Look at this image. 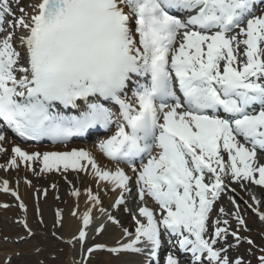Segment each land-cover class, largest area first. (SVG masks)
<instances>
[{"label":"snow or ice","instance_id":"snow-or-ice-1","mask_svg":"<svg viewBox=\"0 0 264 264\" xmlns=\"http://www.w3.org/2000/svg\"><path fill=\"white\" fill-rule=\"evenodd\" d=\"M262 5L264 0H0V142L3 128L25 141L54 143L97 126L111 131L96 148L114 168L84 148L29 152L18 145L0 165L90 173L97 185H109L105 191L118 190L112 206L125 207L134 231L123 227L113 247H85L93 208L102 205L100 193L87 188L82 227L67 241L73 248L80 244L79 264L98 250L142 256L143 264H160L162 251L163 264H183L177 253L188 256V264H251L239 247H255L254 241L212 215H230L215 205L226 190L235 193L232 182L264 186ZM2 184L8 192V181ZM12 195L27 210L18 192ZM72 195L81 192L74 187ZM130 199L140 202L134 211L127 207ZM232 203L238 226L247 231L235 198ZM100 212L120 224L105 208ZM57 217L62 227L59 212ZM259 219L264 222V212ZM24 227L34 234L27 221ZM104 228L99 224L96 234ZM259 251L257 262L264 264V247Z\"/></svg>","mask_w":264,"mask_h":264},{"label":"rangeland","instance_id":"rangeland-1","mask_svg":"<svg viewBox=\"0 0 264 264\" xmlns=\"http://www.w3.org/2000/svg\"><path fill=\"white\" fill-rule=\"evenodd\" d=\"M261 10H264V5L261 6ZM257 14H260L259 11H257ZM109 132L110 130L102 134H96L84 142L91 143L94 140L100 141ZM7 138L11 140L10 137ZM79 140H72V145L79 143ZM22 145H25L24 148L32 150H42L45 147L41 145H29L23 142ZM8 160L9 158L0 160V165H6ZM83 179L84 177L73 171H68L63 175L56 171L43 174L40 172L39 166L36 167L35 172L32 171V174L24 172V168L19 172L14 168L6 170L4 167H0V264H78L71 260V255L78 253L75 251V247L73 248L71 244L67 243V239L63 238L58 231L54 230V227L57 226V221L53 220V214L56 212L54 205L56 202L66 206L74 196L72 195L74 186L66 188L65 185L68 186L76 182L83 184ZM4 180L8 181L9 189L10 186L12 189L16 186L21 187L23 180L31 181L30 188L35 193V202L38 206L46 207L48 208L47 210L52 211L50 215L51 221L47 223L46 217H44L45 219L43 217L41 218L39 213H37L35 214L34 220L32 219V221L28 222L24 210L19 207L20 201L12 195V191H3L2 182ZM247 182V186L244 187L246 192L259 189V185L252 184L249 181ZM87 188H91V186L85 184L81 189L86 190ZM261 192L264 194V189ZM102 195H105L107 200L110 199L108 193ZM222 195H225L226 198H220L216 202L215 207L217 209L223 205L225 212L230 215L223 216L219 215L218 211H214L213 216H219L220 219H228L233 230L239 227L242 236H247L254 241L255 247L247 243H242L239 247V252L244 256L246 261L250 260L251 264H258L256 257L261 255L259 248L264 247V222L259 219V213L264 212V206L262 208L257 207L259 205L247 197L242 198L241 201L235 198L236 204L241 205L239 214L246 221V231L244 227L238 226L233 215L237 212L236 205L232 203L233 198L225 193ZM147 198L148 200L150 199V197ZM4 205H7V207H4ZM116 219L120 221L118 226L123 227L121 220L117 217ZM24 221H27L32 233H34L33 235H29L28 230L24 227ZM165 245L168 247L167 243ZM250 248L251 252L248 251ZM111 255L115 256V253H110L107 250H98L91 255L87 264H123V261L126 264L128 262L127 257L121 260H115Z\"/></svg>","mask_w":264,"mask_h":264},{"label":"bare ground","instance_id":"bare-ground-1","mask_svg":"<svg viewBox=\"0 0 264 264\" xmlns=\"http://www.w3.org/2000/svg\"><path fill=\"white\" fill-rule=\"evenodd\" d=\"M3 134L4 135L6 134V128H3ZM110 134H111V131L109 132L108 135H110ZM89 137H92V136L89 135ZM98 143H99V141L91 142V143H88V142L87 143H79L76 145L68 144V145H58V146H50V147L45 146L44 149H42V150H38V149L32 150L29 148H24L19 142L15 141V140H9V138L5 137V140L0 142V145H2L5 149H7V151L6 152H0V160H2L4 158H10L12 156V151H11L12 147L17 146V145L20 146L23 150L29 151V152H33V151H36V152L70 151L73 148H77V149L78 148H84L86 150L91 151L94 155H97L98 162L103 167L114 168V166H115L114 162H110L107 158L99 155L98 150L96 148V145ZM226 158L227 157L225 154V159ZM261 162H264V160H262ZM122 167H124V166H122ZM23 168H24V172H28V173L32 174V170L25 167L23 164H21V166L18 169L17 168H14V169L21 172V170ZM125 169H126V171L128 170L126 167H125ZM69 171H72V170H69ZM73 172H75V171H73ZM42 173L47 174L48 172H42ZM75 173L77 174L78 172H75ZM78 174L81 175L82 177H84V179L82 180V182L84 181L83 184H81L79 182L71 183L68 186L65 185L66 188H71L74 186V187H78L79 189H81L85 184H87V185L91 186V189L93 190V192L98 191L100 193V197L102 200V205L97 206L96 208H93L94 220H93V224L89 225L88 229H86L88 232V239L86 241L85 247L92 246L93 244H96V243L104 244L107 247L116 246L117 242L121 241V238L123 237V231H122L123 227H127V228H129L130 231H134L135 225H134V221L132 220V215L128 211L125 210L124 206H120L119 208H116V209L113 208L112 205L118 196V190L115 192L114 191H105V189L107 187H109V185L105 184L104 182H101L100 185H97V183L94 181V179L90 173H82L81 172ZM206 182H207V180H206ZM243 183H244V187L247 186V184H248L247 181H244ZM244 187H241V184L239 182H232L230 184V188L235 189V193H233L230 190H226L225 192H228L231 195H233L234 196L233 198H237V199L241 198L239 201H241L242 198H244V197L251 199L252 196H257V197H259L258 201H260L259 208H262L264 206V194H262L261 191H262V189H264V186L259 185V189H257V190L253 189V190H250L248 192H246L244 190ZM13 191L18 192L20 197H22L20 200H22L24 202V204L27 206V210H25V209H23V210L26 214L28 222L32 221V219L34 220L35 214H37V213H39L41 218L46 217L47 223L51 221L50 215H51L52 211L47 210L48 208H46V207H42V206L37 205V203L35 202V193L33 192L32 188H30L29 183H27L25 180H23L22 186L21 187H19V186L14 187ZM80 192H81V195L79 197L73 196V198L71 199L69 204L66 206L60 204L59 202H56L54 204L56 207V212H55V214H53V220L57 221V219H58L57 213L58 212L61 214V218L63 220V226L61 227L60 225L57 224V226L54 227L55 228L54 230L58 231L59 234L63 238L67 239L68 241L71 239V237L73 235H76L78 233L79 228L82 227V218H81L82 213L84 211H86L87 207L89 206L88 201H87V193H86L85 189H81ZM133 192L135 193V188L133 189ZM105 193H108V196H110L109 200H107V197H105V195L104 196L102 195ZM222 194H221L220 198H222V199L226 198V196L222 195ZM133 195H135V194H133ZM255 201H257V200H255ZM138 203H140L138 200L133 202L130 199L127 207L133 209V211H134L136 208V206H134V204H138ZM144 203H146V201H144ZM50 204H52V202H50ZM148 205H149V207L153 208L154 210L159 211V206H158V204H156V202L153 199L150 198L148 200ZM100 207L105 208L107 210V212L109 211V213H111L113 216L119 218L123 224L122 225L123 227H120V226L112 223L111 221H108L107 215L101 214ZM221 207L224 208L223 205H221ZM44 209H46V210H44ZM74 211L77 213L76 215H73ZM239 211H241V205H239ZM217 217L218 216L212 215L213 220H215ZM221 220H223V219L221 218ZM99 224H104V226H105L104 231L99 233V234H96V232H95L94 234L91 235V232L97 226H99ZM165 249H167V248H165ZM75 251H77L78 253H73L71 255V260H73L74 262L79 264V262L82 260V256H81V251H80V244L78 242L75 244ZM177 254L180 255V258L183 257V254H180V253H177ZM132 255L133 254H129V253H121V254L115 253V256H112V258L115 260L116 259L121 260V259L127 257V259H129V261H131ZM163 255H164V252L162 251L160 264H163V259H162ZM120 257H122V258H120ZM140 259H142V258L139 257V260ZM87 261H86V264H87ZM181 261L183 262V264H188V259H184ZM123 264H124V261H123Z\"/></svg>","mask_w":264,"mask_h":264}]
</instances>
